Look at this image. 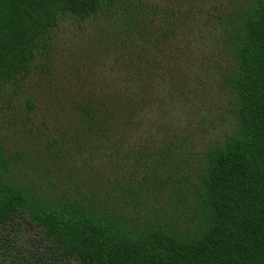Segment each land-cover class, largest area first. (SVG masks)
<instances>
[{
	"label": "trees",
	"instance_id": "trees-1",
	"mask_svg": "<svg viewBox=\"0 0 264 264\" xmlns=\"http://www.w3.org/2000/svg\"><path fill=\"white\" fill-rule=\"evenodd\" d=\"M225 2L229 6L221 7L211 28L228 56L235 127L204 156L190 190L188 227L175 216L137 223L116 206L121 203L111 208L100 194L97 202L80 185L64 191L54 177L38 184L35 174L18 172L26 156L8 157L0 139V264H264V0ZM174 14L143 0H0V95L26 87L37 57L48 59L62 20L107 18L115 43L103 57L131 62V72L88 96L65 91L59 106L74 125L71 143H96L103 152L118 153L114 141L141 121L151 98L146 89H158L156 71H146L152 68L147 55H164L170 35L179 34ZM176 82L191 88L182 74ZM45 89L62 88L49 80ZM36 106L33 98L26 100L29 112ZM63 144L48 141L46 148L57 149L44 153L41 163L59 160ZM157 152L161 164L176 159L172 148ZM24 219L40 236L22 244Z\"/></svg>",
	"mask_w": 264,
	"mask_h": 264
},
{
	"label": "rangeland",
	"instance_id": "rangeland-1",
	"mask_svg": "<svg viewBox=\"0 0 264 264\" xmlns=\"http://www.w3.org/2000/svg\"><path fill=\"white\" fill-rule=\"evenodd\" d=\"M143 1L150 7L172 9V21L180 28L178 35H170L163 47L164 55L159 50L147 55L152 68L147 65L146 71H156L154 86L158 89H146L151 98L141 121L133 122L134 130L128 136L114 141L118 153L111 148L113 153L103 152L96 143H71L70 137L75 138L74 125L59 106L65 91L88 96L108 90L100 88L113 87L111 83L119 75L126 77L131 72V62L117 61L114 54L103 57L115 43L113 23L107 18L87 23L72 17L61 21L48 59L37 57L26 87L7 89L0 95V139L8 157L26 156L18 172L35 174L38 184L54 177L60 180L64 191L80 185L82 191L93 193L97 202L100 194L99 197L110 199L111 208L121 203L123 206H116L125 215L134 216L137 223L175 216L188 227L186 221L193 220L194 206L190 190L204 156L235 127L226 83L228 56L211 28L221 7L229 4L225 0ZM179 74L186 77L190 89H183L176 82ZM49 80L62 89H45ZM69 86L75 89H68ZM28 98L37 105L32 112L26 108ZM53 138L64 143L61 158L41 163L44 153L57 149L46 148ZM168 148L174 150L176 159L161 164L163 161L154 155ZM20 234L22 244L40 236L26 219L21 221Z\"/></svg>",
	"mask_w": 264,
	"mask_h": 264
}]
</instances>
